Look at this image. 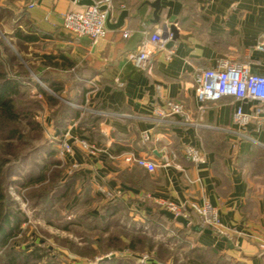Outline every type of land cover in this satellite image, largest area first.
Here are the masks:
<instances>
[{"label":"crops","instance_id":"0c3cea01","mask_svg":"<svg viewBox=\"0 0 264 264\" xmlns=\"http://www.w3.org/2000/svg\"><path fill=\"white\" fill-rule=\"evenodd\" d=\"M112 1L111 21L117 22L126 10L124 24L110 29L105 37L95 41L84 38L78 45L69 43L64 15L86 5L73 0H17L12 9L24 11V21L45 40L54 41L56 52L67 54L87 69L86 78L93 87L87 96L102 117L106 140L97 157L86 160L80 152L68 156L81 162L87 168L85 173L91 168L100 170L101 174L91 178L95 190L98 176L106 177L111 187L131 188L123 200L133 209L141 204L129 202L127 196L144 198L145 193L187 210L192 203H210L218 209L232 247L214 232L198 234V243L227 253L240 264H264V111L258 113L262 105L256 100L224 96L209 101L201 111L195 87L200 69L217 67L225 58H235L246 63L252 73L264 75V0H161L157 22L151 5L155 0ZM166 23L178 30L173 55L169 57L167 49L158 50L147 69L130 61L128 53L137 49L144 30L153 31ZM126 29L131 31L129 37H124ZM167 100L183 103L190 120L178 115L159 118L155 109ZM240 104L252 115L242 127L233 121ZM78 122L69 121L61 132L64 138L76 135ZM145 130L152 131L147 145L141 142ZM116 142L129 148L116 151ZM190 144L207 153L206 163L187 159L184 149ZM130 153L146 156L158 165L154 171L143 167L146 178L139 186L116 179L117 167L138 166L126 162Z\"/></svg>","mask_w":264,"mask_h":264},{"label":"rangeland","instance_id":"374dc122","mask_svg":"<svg viewBox=\"0 0 264 264\" xmlns=\"http://www.w3.org/2000/svg\"><path fill=\"white\" fill-rule=\"evenodd\" d=\"M17 5V0H0V70L18 77L22 83L17 99L20 117L13 123L18 132L10 139H6L10 135L6 133L0 137V181L13 209L25 219L22 232L12 239V246L23 252L36 249L38 260H33L32 264H97L101 261L113 264H213L216 259L211 250H204L196 237L179 232L177 229L182 225L146 221L138 211L139 207L120 211L109 220L110 230L103 229L106 225L100 222L99 216H104L102 206L109 201L91 183L92 176L100 170L91 168L86 175L87 168L81 162L61 154L65 139L74 146L75 153L80 152L86 160L101 152L91 156L80 143L83 139L98 148L103 145L86 137L89 135L86 126L78 132L79 122L73 137L64 138L63 129L56 128L58 114L65 105L82 110V117L87 112L96 113L87 96L93 89L86 78L87 69L77 64L72 69L48 68L45 74L39 75L37 66L43 67L41 56L56 52L55 44L52 40L28 42L16 36L17 29L36 30L24 21V11L12 10ZM46 75L61 81L59 93L45 82L43 77ZM41 88L57 98V103L50 104ZM42 173L45 176L40 181L37 178ZM62 183H68L67 189ZM138 237L146 238L149 243H136L135 251L131 250L129 242ZM225 261L226 264L240 263L233 256Z\"/></svg>","mask_w":264,"mask_h":264},{"label":"built area","instance_id":"2783aa9c","mask_svg":"<svg viewBox=\"0 0 264 264\" xmlns=\"http://www.w3.org/2000/svg\"><path fill=\"white\" fill-rule=\"evenodd\" d=\"M95 4L85 7L80 11H70L64 15L63 27L65 32L70 35L69 43L80 44L84 38L95 41L105 37L109 32L107 27V19L109 13L112 15V0H94ZM33 5V4H32ZM106 6V9H102ZM131 31L126 29L124 37H129ZM144 38L139 43L136 50L128 53V59L142 69H147L150 65L152 56L162 49H167L168 56H172L175 52L176 44L170 48L166 44L172 39L173 33L169 24L156 28L153 31L144 30ZM259 48V47H258ZM263 47L260 45V49ZM196 97L199 102V109L204 111L209 101H218L224 96H231L238 101L256 100L262 106L258 107V113L264 111V75L252 73L246 63H239L230 59L220 60L217 67L200 69L196 75ZM155 113L161 119L178 115L185 121L190 120V112L181 102L167 100L163 106H158ZM252 115L246 113L243 106H237L233 121L239 126H245L251 120ZM152 139V131L145 130L141 134L142 144L148 143ZM82 146L88 150L91 156L95 155L101 148L95 144H90L86 139L81 142ZM185 156L188 160L195 164H203L208 160L205 151L194 145H187L184 149ZM75 153L74 146L68 139L62 142L61 154L72 155ZM130 165H138L154 171L158 166L153 160L146 156H138L130 153L125 157ZM169 164V161H166ZM77 168V164H74ZM97 185V184H96ZM96 191L106 200H113L122 197V191L108 185L107 181L100 177V183L96 187ZM144 198L152 200L162 209H167L176 215H183L191 221V210L198 213L201 225L204 229H210L223 237H230L227 228L222 224L218 209L206 202L203 205L192 203L191 210H187L182 205L173 201L155 199L151 194L145 193ZM145 219L146 216L143 215ZM264 249V245L262 246Z\"/></svg>","mask_w":264,"mask_h":264},{"label":"trees","instance_id":"16d2710c","mask_svg":"<svg viewBox=\"0 0 264 264\" xmlns=\"http://www.w3.org/2000/svg\"><path fill=\"white\" fill-rule=\"evenodd\" d=\"M24 18V17H23ZM23 18H20V20H23ZM22 28V27H21ZM32 28V26H31ZM30 29V28H29ZM16 36L21 38L22 40L28 41V42H40L44 39V35L39 34L32 29L29 31L24 29H17L16 30ZM41 59L43 60V67L37 66V72L39 75H41V72L45 74V71L48 70V68L56 69V70H63V69H72L76 66L77 62L69 57L67 54L61 52V51H51L48 53H45L41 56ZM19 76V75H18ZM45 82L48 83L49 86L54 88V91L56 93H59L62 90V83L59 80H56L53 77L45 76L43 77ZM21 88L22 83L19 80L18 77L12 76L7 74L6 71L0 70V137L3 136V134H10L9 137H6V139H10L12 137L16 136V133L18 132L17 127L14 122L18 121L20 117V110L17 105V99L21 94ZM86 91V89H85ZM41 92L46 95V99L50 104H56L57 98L50 96L47 94V92L41 88ZM68 100L74 101V98L68 97ZM81 118L83 120H81ZM70 120H79L78 125V132H81V127L84 125L87 127V134L86 137L93 142L102 143L104 140H106V137L101 131V120L102 117L98 114H93L90 112H87L84 117H82V110L77 109L76 107H72L70 105H65L64 109L60 111L58 114V119L56 121V128L65 129L68 126V122ZM86 132V131H85ZM83 134V133H82ZM86 134V133H85ZM95 134H98L99 136H94ZM116 147V151H121L123 149H128L129 147L123 145L121 142L114 143ZM147 145V143H146ZM53 150H57L54 149ZM52 153V151H51ZM18 158V157H17ZM118 169V175H116V179L120 181V183H125L130 186H139L140 181L144 178H146V174L143 167H133V169L129 168H119ZM120 169V170H119ZM45 173V172H44ZM44 173L40 174V176L37 178L41 181L43 178ZM81 175L84 176L83 172H80ZM3 183L0 181V251L3 250L2 254L0 255V264H32L31 262L33 260H38V256L35 252V250H32L31 252H23L18 251L15 249L11 242L12 239H14L19 233L22 232L23 228V222H25V219L20 215L19 212L15 211L13 209V203L9 200L7 194L4 191ZM68 183H62V187L67 189L69 185ZM90 187H92L90 185ZM114 188L121 189L122 197L125 195H128V193L132 192V189H128L125 186H115ZM65 189V190H66ZM129 202L133 201V204H141L140 213L146 216L145 220L149 222H161L164 221L166 223L170 224H176V225H182L183 227H180L177 229L179 232L183 233L187 237H197L198 234L202 233V231H195L192 229L191 226H184L182 223H179L175 220L169 219L166 215L161 213V207L155 204L152 201H149L145 198H140L139 196L133 195V196H127ZM106 204L102 206V212H104V216L102 214L100 217V222L106 227L103 228L104 230L108 231L110 230V223L109 220L111 218L115 217L120 211L130 208L127 206L125 200L123 199H113V200H107ZM154 206L157 208L155 210ZM191 225L198 224L200 226L201 222L199 219V215L196 211L192 210L191 212ZM91 219V218H90ZM93 220V219H91ZM110 225V226H109ZM113 227V226H112ZM149 243V240L146 238L138 237V239H133L129 242V248L131 250L136 249V243ZM204 250H211L212 256L214 257L215 262L213 264H226V260L228 258L232 257L231 255L227 253H221L220 250L214 247H210L207 245L202 246ZM225 258V259H224ZM228 262V261H227ZM97 264H113L108 261H101ZM240 264V263H239Z\"/></svg>","mask_w":264,"mask_h":264},{"label":"water","instance_id":"95a60500","mask_svg":"<svg viewBox=\"0 0 264 264\" xmlns=\"http://www.w3.org/2000/svg\"><path fill=\"white\" fill-rule=\"evenodd\" d=\"M77 3H79L80 5H86V6H90V5H94L95 2L94 0H73ZM152 7H154L155 11H154V17H155V22H157L159 20V10L161 8V0H155L154 2L151 3ZM107 7L106 6H102V9H106ZM127 11L124 10L118 21L113 23L111 21V14L109 13L108 15V19H107V27L108 29H118L120 28L123 24H124V20H125V17L127 16ZM170 29L173 33V37L172 39L166 44V47L167 48H170L177 40L178 38V30L176 29L175 26L173 25H170ZM161 213L166 215L169 219L171 220H175L179 223H182L184 226L188 227V226H191L193 230L195 231H205L207 233H212V230L210 229H204L202 226L198 225V224H195V225H191V221L184 217L183 215H176L175 213L167 210V209H162L161 210ZM223 240L227 241L229 243V245L232 247V243L230 242V240L227 238V237H224Z\"/></svg>","mask_w":264,"mask_h":264}]
</instances>
